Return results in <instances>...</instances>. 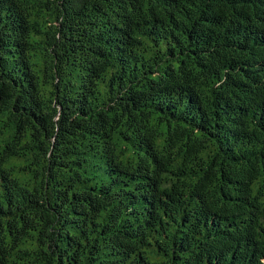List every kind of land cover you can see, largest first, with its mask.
<instances>
[{
	"label": "trees",
	"instance_id": "16d2710c",
	"mask_svg": "<svg viewBox=\"0 0 264 264\" xmlns=\"http://www.w3.org/2000/svg\"><path fill=\"white\" fill-rule=\"evenodd\" d=\"M0 264H264V0H0Z\"/></svg>",
	"mask_w": 264,
	"mask_h": 264
}]
</instances>
